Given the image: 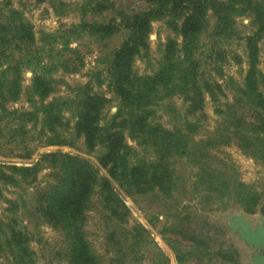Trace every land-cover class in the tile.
Returning a JSON list of instances; mask_svg holds the SVG:
<instances>
[{"label": "trees", "instance_id": "trees-1", "mask_svg": "<svg viewBox=\"0 0 264 264\" xmlns=\"http://www.w3.org/2000/svg\"><path fill=\"white\" fill-rule=\"evenodd\" d=\"M146 3L147 10L124 18L131 33L115 51L109 67L112 91L119 99L117 113L105 125H100L99 116L109 99L103 94L90 93L89 90L83 91L74 105L77 117L74 132L77 137H83L89 151L97 145L102 147L97 161L105 169L106 175L99 176L98 169L88 159L60 151L43 153L31 166L5 165V172L0 168V179L11 185H17L20 181H33L44 166L50 168L52 179L37 192L32 210L42 222L67 236L69 264H102L85 238L86 212L91 207L94 193L99 196L101 210L111 223L108 240L114 241L112 245L117 247L121 259L127 256L131 252L128 249V236H131L132 229L138 228L127 227L130 210L114 189L113 182L127 196L155 190L171 195L185 186L183 178L174 167L176 158H186L196 165L198 170L191 186L194 191H201L208 202L222 200L229 203L232 200L247 213L259 209L264 216V201L251 186L240 181L233 167L219 160L215 154L219 146L233 143L244 154L256 160L264 159V95L259 90L260 82L264 83V73L257 67V42L264 32L262 2L146 0ZM209 11L216 18L212 36L225 35L234 14H250L252 22L258 27L244 37L247 70L239 94L234 95L231 102L219 100L225 96L222 85L215 79L201 76L198 73L199 62L194 57L199 36L207 26L206 16ZM9 13L11 17L6 19V23L0 21V117L1 114L14 115L22 129L24 123L31 122L35 126L40 122L39 134L44 135L43 143L46 146L71 145L62 133L69 124L63 116V110L69 109L70 105L59 98L44 103L54 91L53 80L44 74L34 73L28 89V101L35 105L34 96H37L40 99L39 106L33 111L9 110L7 107L8 103L18 100L22 92V71L31 68L33 63L34 57L30 55L26 59L22 52H27V48H31L35 42L32 26L17 11L11 9ZM164 18L181 37L180 48L174 40H169L163 49L157 71L151 75H138L132 69L134 57L148 56L147 38L151 23ZM94 27L97 33L105 37L117 31L118 25L96 23ZM44 35L53 37L50 34ZM8 51L10 54L6 57ZM13 51L18 52L17 58L12 54ZM3 58L14 60L11 62V59H7L6 67L2 68ZM37 65L40 66L39 60ZM40 67L43 71L50 70L47 65ZM69 69L76 68L72 65ZM177 94L182 96L184 111L181 114L170 110L169 113L179 127L169 130L160 123H154L152 117L155 111L152 107ZM206 94L215 103L214 112L220 118L214 131L196 138L200 135L202 122L207 119L204 112ZM36 110L42 114L40 121ZM26 132L24 130V134ZM126 137L151 151L155 158L146 160L141 157L131 163L130 157L136 154V149L127 143ZM22 158H30V153ZM143 231L140 227L137 232L141 241L145 236ZM7 236V244L16 250L14 255L17 264L23 263L29 254L27 232L11 228ZM222 257L228 256L222 254Z\"/></svg>", "mask_w": 264, "mask_h": 264}, {"label": "rangeland", "instance_id": "rangeland-1", "mask_svg": "<svg viewBox=\"0 0 264 264\" xmlns=\"http://www.w3.org/2000/svg\"><path fill=\"white\" fill-rule=\"evenodd\" d=\"M261 1L264 7V0ZM104 7V9H100ZM17 11L32 26L34 45L22 52L23 57L32 59L31 68L22 71V92L16 102L7 104L9 110L33 111L40 105V99L34 96L35 105L28 101L33 74L49 77L53 80L54 91L44 103L54 98L62 99L70 105L63 110V116L69 124L62 133L71 145H44V135L39 134L41 123L35 126L31 122L21 123L14 115L0 117V168L5 165L31 166L45 152L60 151L80 155L90 161L99 171V176L106 175L97 157L102 147L97 145L89 151L82 136L77 137L74 125L77 117L74 112L75 101L83 91L103 94L109 99L99 116V124L105 125L117 113L119 99L112 91L108 74L115 51L128 39L131 29L125 25L124 18L148 9L146 0H0V21L6 23L11 17L10 10ZM166 18L151 23L147 38V57L135 56L132 69L138 75H151L157 71L162 60L163 49L169 40H174L180 48L181 37L166 23ZM206 29L198 39V48L194 57L199 62L201 76L217 80L225 96L221 102H231L239 94L247 70V57L244 37L258 27L252 22L248 13L234 14L231 26L225 35L212 36L216 25L214 14L209 11L206 16ZM112 23L118 25L117 31L102 36L97 33L94 24ZM44 34H50L49 38ZM258 40V69L264 73V32ZM43 38V41H41ZM15 44V41H12ZM13 46V45H12ZM26 48V47H24ZM37 48V49H36ZM10 52L6 53L8 57ZM15 58L18 52L13 51ZM10 57V56H9ZM8 58H3L6 67ZM11 59L13 62L14 59ZM50 66L43 71L37 65ZM75 70H68L69 66ZM68 68H67V67ZM1 69V68H0ZM11 75H9V78ZM259 90L264 95V83ZM83 87H87L86 89ZM74 101V102H71ZM66 108V107H65ZM155 114L154 123L172 130L178 126L170 110L182 114L184 103L179 94L167 97L152 107ZM215 103L205 95L204 112L206 121L200 129L203 134L214 131L220 118L215 112ZM246 112V111H245ZM38 121L42 114L36 110ZM179 127V126H178ZM24 130L27 131L24 134ZM126 141L136 149L130 157L135 163L141 157L153 160L155 156L146 148L126 137ZM30 153V158H22ZM219 160L228 163L238 173L240 181L252 189L264 201V159L256 160L242 152L236 144L219 146L215 153ZM174 167L184 181V188L167 195L155 190L145 194L133 193L127 196L113 182L114 189L121 195L129 207L130 215L127 227L132 229L128 236V255L121 259L114 241L108 240L111 223L101 210L99 196L94 193L91 207L86 212L85 232L90 249L100 258L102 264H252V257L264 253L243 240L238 230L232 228L234 217L241 214L255 228L262 224L264 216L257 209L247 213L243 208L222 200L207 201L201 191H194L191 186L198 170L186 158L174 159ZM9 172V171H8ZM51 170L44 166L33 181H20L17 185L5 184L0 179V264H17L16 250L6 242L11 228L26 231L28 234V252L23 263L19 264H69L67 261V236L42 222L33 214L34 199L51 181ZM10 201V202H9ZM140 227L144 229V240L137 236ZM133 244V245H132ZM222 254L228 257L223 258ZM20 257H18L19 259Z\"/></svg>", "mask_w": 264, "mask_h": 264}, {"label": "water", "instance_id": "water-1", "mask_svg": "<svg viewBox=\"0 0 264 264\" xmlns=\"http://www.w3.org/2000/svg\"><path fill=\"white\" fill-rule=\"evenodd\" d=\"M231 227L239 228L238 233L240 237L248 244L264 250V220H262L261 225H257L254 228L249 221L245 220L241 214H238L234 217ZM252 260V264H264V253L254 255Z\"/></svg>", "mask_w": 264, "mask_h": 264}]
</instances>
